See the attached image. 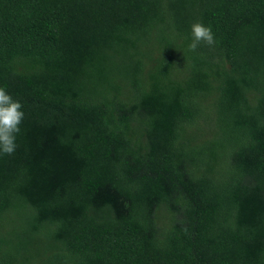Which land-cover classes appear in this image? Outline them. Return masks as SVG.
<instances>
[{
  "label": "trees",
  "instance_id": "trees-1",
  "mask_svg": "<svg viewBox=\"0 0 264 264\" xmlns=\"http://www.w3.org/2000/svg\"><path fill=\"white\" fill-rule=\"evenodd\" d=\"M0 86V264H264V0H0Z\"/></svg>",
  "mask_w": 264,
  "mask_h": 264
},
{
  "label": "clouds",
  "instance_id": "clouds-1",
  "mask_svg": "<svg viewBox=\"0 0 264 264\" xmlns=\"http://www.w3.org/2000/svg\"><path fill=\"white\" fill-rule=\"evenodd\" d=\"M192 41L189 50L195 51L201 43L213 46L216 41L210 26L197 22L191 27ZM24 119V112L19 101L14 100L6 87L0 86V153L11 155L16 150V136L20 132V125Z\"/></svg>",
  "mask_w": 264,
  "mask_h": 264
}]
</instances>
